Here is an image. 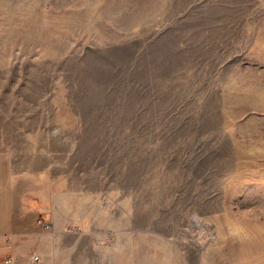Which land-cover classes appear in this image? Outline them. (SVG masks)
Here are the masks:
<instances>
[{
  "label": "rangeland",
  "instance_id": "rangeland-1",
  "mask_svg": "<svg viewBox=\"0 0 264 264\" xmlns=\"http://www.w3.org/2000/svg\"><path fill=\"white\" fill-rule=\"evenodd\" d=\"M0 153L60 264H264V0H0Z\"/></svg>",
  "mask_w": 264,
  "mask_h": 264
},
{
  "label": "crops",
  "instance_id": "crops-1",
  "mask_svg": "<svg viewBox=\"0 0 264 264\" xmlns=\"http://www.w3.org/2000/svg\"><path fill=\"white\" fill-rule=\"evenodd\" d=\"M37 181L22 178L12 159L0 153V264H30L40 255L42 264H60L61 223L54 218L53 193ZM54 219V230L42 220Z\"/></svg>",
  "mask_w": 264,
  "mask_h": 264
},
{
  "label": "built area",
  "instance_id": "built-area-1",
  "mask_svg": "<svg viewBox=\"0 0 264 264\" xmlns=\"http://www.w3.org/2000/svg\"><path fill=\"white\" fill-rule=\"evenodd\" d=\"M42 225L47 228V229H50L52 226H51V223L47 222V221H44L42 220ZM42 260H41V256L40 255H34L32 256L31 260H30V264H42L41 263Z\"/></svg>",
  "mask_w": 264,
  "mask_h": 264
}]
</instances>
